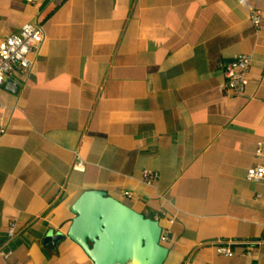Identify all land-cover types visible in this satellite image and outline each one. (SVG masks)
Masks as SVG:
<instances>
[{"label": "crops", "instance_id": "1", "mask_svg": "<svg viewBox=\"0 0 264 264\" xmlns=\"http://www.w3.org/2000/svg\"><path fill=\"white\" fill-rule=\"evenodd\" d=\"M244 1L0 0V44L27 24L46 36L18 92L0 87V264H94L67 237L87 191L159 221L164 264H264V248L215 249L264 239V180H247L264 166V0ZM240 54L244 98L223 89Z\"/></svg>", "mask_w": 264, "mask_h": 264}, {"label": "water", "instance_id": "2", "mask_svg": "<svg viewBox=\"0 0 264 264\" xmlns=\"http://www.w3.org/2000/svg\"><path fill=\"white\" fill-rule=\"evenodd\" d=\"M13 93L18 88L11 89ZM76 215L67 237L94 264H164L169 249L161 242L160 222L147 218L102 191H87L72 208ZM50 235L47 242L62 240Z\"/></svg>", "mask_w": 264, "mask_h": 264}, {"label": "built area", "instance_id": "3", "mask_svg": "<svg viewBox=\"0 0 264 264\" xmlns=\"http://www.w3.org/2000/svg\"><path fill=\"white\" fill-rule=\"evenodd\" d=\"M27 3L33 4L35 0H26ZM245 1L240 0L243 4ZM252 22L256 29L262 26V17L260 11L253 10L251 15ZM45 31L42 25H25L17 34H14L0 44V87L8 82L13 88L20 85V79L23 74L27 73L32 66V57L35 56L40 47L45 41ZM252 57L240 54L235 56L230 63L224 65V85L223 89L233 94L238 98L246 96L247 89L250 85V71L252 66ZM2 104L0 102V110ZM5 134V130L1 131ZM263 153L262 145L258 146L257 156L260 157ZM72 170L79 173H84L85 163L78 157L75 161ZM145 183L147 185H154L159 182L160 175L156 172L146 170L143 173ZM247 180L258 183L264 180V166L258 165L250 168L247 171ZM126 198L132 199L134 195L132 192H125L123 194ZM16 224L11 223L8 229V242L16 236ZM168 241V234L163 232L161 242L164 244ZM235 247L246 248V255L252 256L255 249L264 248V239L250 242L228 241L215 243V249L218 255L225 258L235 257ZM11 256L10 252L1 250L0 257L8 259Z\"/></svg>", "mask_w": 264, "mask_h": 264}]
</instances>
